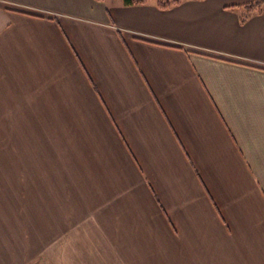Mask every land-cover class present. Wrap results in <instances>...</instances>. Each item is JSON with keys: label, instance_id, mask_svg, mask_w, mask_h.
Wrapping results in <instances>:
<instances>
[{"label": "crops", "instance_id": "1", "mask_svg": "<svg viewBox=\"0 0 264 264\" xmlns=\"http://www.w3.org/2000/svg\"><path fill=\"white\" fill-rule=\"evenodd\" d=\"M253 0H0V264H264Z\"/></svg>", "mask_w": 264, "mask_h": 264}, {"label": "trees", "instance_id": "2", "mask_svg": "<svg viewBox=\"0 0 264 264\" xmlns=\"http://www.w3.org/2000/svg\"><path fill=\"white\" fill-rule=\"evenodd\" d=\"M106 1V0H98ZM186 0H122L124 5H147L153 4L159 9L168 10L181 5ZM240 18L242 24L246 23L252 16L264 13V0H253L232 8Z\"/></svg>", "mask_w": 264, "mask_h": 264}]
</instances>
